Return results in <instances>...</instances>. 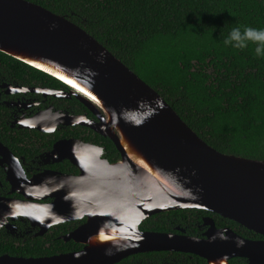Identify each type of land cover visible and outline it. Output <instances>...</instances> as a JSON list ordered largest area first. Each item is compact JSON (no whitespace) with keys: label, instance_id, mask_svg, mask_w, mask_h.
<instances>
[{"label":"water","instance_id":"obj_1","mask_svg":"<svg viewBox=\"0 0 264 264\" xmlns=\"http://www.w3.org/2000/svg\"><path fill=\"white\" fill-rule=\"evenodd\" d=\"M0 52L66 85L97 120L54 113L48 128L35 124L30 129L52 133L57 126L80 125L108 139L119 154L117 162L109 163L96 145L78 140L54 144L49 153L57 154L54 162L67 160L79 174H48L19 183L23 190L17 193L26 199H0V225L21 217L41 234L84 218L64 238L83 248L40 258L2 255L0 264H114L159 251L196 255L207 264H227L232 258L264 264V240L244 239L228 229H210L204 240L139 230L155 214L194 209L264 238V161L207 146L94 38L37 5L0 0ZM0 150L7 152L2 145ZM43 199L52 201L35 203Z\"/></svg>","mask_w":264,"mask_h":264},{"label":"trees","instance_id":"obj_2","mask_svg":"<svg viewBox=\"0 0 264 264\" xmlns=\"http://www.w3.org/2000/svg\"><path fill=\"white\" fill-rule=\"evenodd\" d=\"M24 1L63 17L94 38L152 88L210 148L264 161V56L255 55L256 45L251 42L244 49L223 43L233 27L264 28V0ZM0 64L19 67L20 73L26 70L47 86L64 87L1 52ZM76 105L81 107L78 113H88ZM83 133V142L103 148L108 162L118 161L119 154L108 139L88 128ZM63 166L73 169L68 162L60 165L62 170ZM176 212L180 211L165 212L162 217L155 214L139 229L170 232L164 219ZM222 221L244 239L264 240L233 221ZM79 250L73 242L66 246L55 242L49 248L38 242L24 249L0 246V255L40 258Z\"/></svg>","mask_w":264,"mask_h":264},{"label":"flooded vegetation","instance_id":"obj_3","mask_svg":"<svg viewBox=\"0 0 264 264\" xmlns=\"http://www.w3.org/2000/svg\"><path fill=\"white\" fill-rule=\"evenodd\" d=\"M19 73V67L0 64V145L7 150V152L0 150L1 200L24 201L26 198L17 193V189L23 190L19 183L25 180L46 177L48 174L71 177L79 174L78 169L67 160L54 162L58 158L57 154L50 156L49 153L57 142L82 141L85 127L80 125L57 126L52 133H48L30 129L32 125L36 124L42 129L48 128L46 124L49 122V116L54 113L74 116L86 115L88 120L97 121L88 110V113L77 112L81 107L76 104L81 103L70 94V89L66 85L53 88L47 86L44 81L37 82L26 70L24 73ZM66 162L73 169L63 166L62 170L60 165ZM51 201V199H43L35 203L48 204ZM176 211L180 212H176L171 218L167 216L164 219L170 226L167 227L170 232L155 233L204 240L208 231L214 228L216 230L228 229L239 236L222 221L223 218L216 214L207 212L202 214L198 212L201 210L194 209ZM164 213L159 214L161 217L167 215ZM153 220L155 221L157 218H153ZM84 223V218L67 221L51 226L40 234L39 228L32 227L21 217L6 218V223L2 222L0 225V246L13 245L14 248L24 249L38 242L40 246L46 248L55 242H61L66 246L73 241H65L64 238ZM73 243L78 244L80 250L83 248L82 244ZM2 255L13 257L8 253H3L0 256ZM114 264H207V262L192 254L159 251L129 255ZM227 264H244V261L241 262V258H232L227 261Z\"/></svg>","mask_w":264,"mask_h":264},{"label":"clouds","instance_id":"obj_4","mask_svg":"<svg viewBox=\"0 0 264 264\" xmlns=\"http://www.w3.org/2000/svg\"><path fill=\"white\" fill-rule=\"evenodd\" d=\"M249 42L256 45L254 51L257 57L264 56V28L233 27L223 43L225 46L230 45L234 49H244Z\"/></svg>","mask_w":264,"mask_h":264},{"label":"bare ground","instance_id":"obj_5","mask_svg":"<svg viewBox=\"0 0 264 264\" xmlns=\"http://www.w3.org/2000/svg\"><path fill=\"white\" fill-rule=\"evenodd\" d=\"M65 83H67L68 85H70V86H71L73 89H75L78 93H81V94L85 95L84 92H82L79 88H77V87H76L71 81L66 80Z\"/></svg>","mask_w":264,"mask_h":264}]
</instances>
